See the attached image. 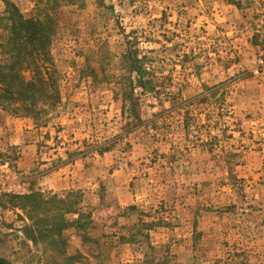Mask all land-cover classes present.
Here are the masks:
<instances>
[{"label":"rangeland","instance_id":"rangeland-1","mask_svg":"<svg viewBox=\"0 0 264 264\" xmlns=\"http://www.w3.org/2000/svg\"><path fill=\"white\" fill-rule=\"evenodd\" d=\"M260 59L264 0H0L1 71L31 84L0 105V257L50 261L9 199L40 192L75 193L60 264H264Z\"/></svg>","mask_w":264,"mask_h":264},{"label":"trees","instance_id":"trees-1","mask_svg":"<svg viewBox=\"0 0 264 264\" xmlns=\"http://www.w3.org/2000/svg\"><path fill=\"white\" fill-rule=\"evenodd\" d=\"M7 11L6 19L12 22V39L17 40V44H21V48L35 41L47 43L49 34L42 32L44 27L40 25V23L31 20L22 21L20 18L16 19L15 14L10 8ZM133 61V65L135 66L138 60L135 58ZM17 64H19V62H15L13 66L9 67L8 72H2V67L0 66V92H2V94H0V105H3L2 100L5 99L10 101L17 100V98H14L15 88L18 89V91L27 93L31 87V84L25 83L17 74L14 76L13 81L11 80L14 73L12 69L15 68ZM136 71L138 74L141 73L140 68H137ZM19 99H22V97L19 96ZM74 194L75 193H68L64 198H60L55 194L44 195L40 192L9 196V199L17 200V202H13V206H17L21 210L28 211V205L31 204L29 209L33 211L36 221L33 227L31 226L25 229V233L29 236L28 238L31 239L34 245H37L38 237H45L42 243H46L50 246L49 251L51 254L47 256V258H50V261L47 262V260L44 264H60L59 259H63L64 261L70 259V257L67 256V241L62 233L68 227V222L62 218V215L57 214L56 206H62L63 209L61 210L65 213L71 212L74 204H77L76 200H70V197ZM44 213L54 214V217L51 218V222L47 223L46 227L41 228L39 224H43L47 220L45 216H43ZM35 234H37L38 237H35ZM0 264L11 263L4 257H0ZM141 264H146V262H142Z\"/></svg>","mask_w":264,"mask_h":264},{"label":"built area","instance_id":"built-area-1","mask_svg":"<svg viewBox=\"0 0 264 264\" xmlns=\"http://www.w3.org/2000/svg\"><path fill=\"white\" fill-rule=\"evenodd\" d=\"M260 64L264 65V59H260Z\"/></svg>","mask_w":264,"mask_h":264},{"label":"crops","instance_id":"crops-1","mask_svg":"<svg viewBox=\"0 0 264 264\" xmlns=\"http://www.w3.org/2000/svg\"><path fill=\"white\" fill-rule=\"evenodd\" d=\"M17 142V141H16ZM11 144H13V138H11Z\"/></svg>","mask_w":264,"mask_h":264}]
</instances>
